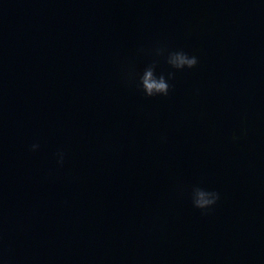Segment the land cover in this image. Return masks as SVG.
<instances>
[{
	"label": "clouds",
	"instance_id": "obj_1",
	"mask_svg": "<svg viewBox=\"0 0 264 264\" xmlns=\"http://www.w3.org/2000/svg\"><path fill=\"white\" fill-rule=\"evenodd\" d=\"M156 58H164L167 64L176 71L195 68L198 64V58L194 55H189L182 50L169 51L167 48L158 46L154 49ZM158 59H154L152 63L146 66L143 73L139 76V89L146 97L167 96L170 92V80L175 78V71L157 75ZM233 139H238L233 136ZM39 148L38 143L31 145V150L36 151ZM65 154L63 151L57 153V163L63 165ZM220 199V194L214 190L194 186L191 190V202L194 208L203 211L211 209Z\"/></svg>",
	"mask_w": 264,
	"mask_h": 264
}]
</instances>
